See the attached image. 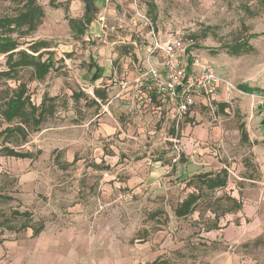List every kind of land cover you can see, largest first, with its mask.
Instances as JSON below:
<instances>
[{"label": "rangeland", "instance_id": "rangeland-1", "mask_svg": "<svg viewBox=\"0 0 264 264\" xmlns=\"http://www.w3.org/2000/svg\"><path fill=\"white\" fill-rule=\"evenodd\" d=\"M26 2L0 0V20L18 17ZM36 6L35 30L1 29L15 52L52 56L54 66L44 79L28 66L0 82V150L32 158L0 154V264H23L40 244L56 264H264V106L237 93L226 103L220 93L192 109L197 118L178 121L148 103L141 84L155 33L163 43L195 39L196 55L219 75L264 92V0H100L81 36L69 21L84 17L83 0ZM34 43L46 46L33 53ZM91 58L103 69L95 84ZM20 87L48 111L39 127L4 120ZM221 171L225 188L197 180ZM198 192L194 211L178 218L179 204ZM41 227L39 241L26 235Z\"/></svg>", "mask_w": 264, "mask_h": 264}, {"label": "built area", "instance_id": "built-area-1", "mask_svg": "<svg viewBox=\"0 0 264 264\" xmlns=\"http://www.w3.org/2000/svg\"><path fill=\"white\" fill-rule=\"evenodd\" d=\"M152 34L153 45L148 52L144 77L155 96L172 106L173 116L182 119L197 105V101L212 102L220 93L227 97L226 103H230L233 94L237 93L257 96L259 104L264 106V92L242 90L219 75L213 64L200 59L195 52V39L172 36L163 43L155 33ZM156 54L161 59L160 66L152 61Z\"/></svg>", "mask_w": 264, "mask_h": 264}, {"label": "trees", "instance_id": "trees-1", "mask_svg": "<svg viewBox=\"0 0 264 264\" xmlns=\"http://www.w3.org/2000/svg\"><path fill=\"white\" fill-rule=\"evenodd\" d=\"M26 4L24 5L25 12L20 14L18 17L14 18H5L0 20V53L7 54L8 57V70L0 72V82L3 79L10 78L16 72L18 68L22 67H34L35 74L39 79H44L48 72L54 66L51 57L46 61H42V56L39 55L40 59H36L35 57L27 54L24 51L15 52L19 45L16 41L5 38L1 29H4V26H16L23 27L28 26L30 31L35 30L36 26L39 24L41 20L42 12L37 9L36 2L37 0H26ZM78 20V19H77ZM94 21L93 16H90L88 13H85L82 19L79 21L70 20L71 27L77 31L78 36L84 35L86 29L92 24ZM9 29V28H8ZM38 48H36V46ZM44 43L41 44H33L31 47L33 48V52L36 53L39 50V47L44 46ZM243 45V44H241ZM46 46V45H45ZM241 48V46L239 47ZM238 48V49H239ZM19 56V59H18ZM95 70V75L93 77L94 80L100 79L103 73L102 68H100L97 64H93L90 67ZM20 92L14 94L9 100H7L4 104L5 109L3 111L4 120L8 123H13L14 121H25L32 122L36 127H39L42 122L45 120V115L47 114V110H45L44 103H42V107L37 108L31 103V99L27 96V90L25 87H20ZM242 90L251 93L258 92L251 88H242ZM100 97H103L100 92L97 93ZM226 107L225 104H223ZM30 115V116H29ZM30 118V121H28ZM24 122V123H25ZM264 125V120L262 122ZM12 132L11 129H6V131ZM243 137L248 141L247 130L243 127L242 129ZM0 154L3 153L5 156L13 157L17 159H32L29 153H19L10 148H2L0 150ZM227 172L221 171L219 174H203L198 175L197 180L210 191H214L220 188H225L227 185ZM200 198V193H191L188 197L179 204L176 208L175 214L178 218H185L189 216L198 203ZM19 215V213H17ZM26 226H23V229H26ZM41 229L34 230V235H38Z\"/></svg>", "mask_w": 264, "mask_h": 264}, {"label": "crops", "instance_id": "crops-1", "mask_svg": "<svg viewBox=\"0 0 264 264\" xmlns=\"http://www.w3.org/2000/svg\"><path fill=\"white\" fill-rule=\"evenodd\" d=\"M68 10V9H67ZM67 12V11H66ZM68 16V15H67ZM35 44V43H34ZM33 45V44H32ZM152 45H153V42H151V46L149 47V49H148V51L147 52H149L150 51V49H151V47H152ZM34 53V52H33ZM33 55V54H32ZM39 56V55H38ZM49 56V55H48ZM144 57H145V55H144ZM49 58V57H48ZM47 60V59H46ZM45 60V61H46ZM92 61H94L92 58H91V63H89V65H92ZM153 63L155 64V65H158V66H160V64H161V59H160V57H159V55L158 54H156L155 55V57L153 58ZM94 64V63H93ZM143 69H144V71H143V69H141L142 70V85L143 84H145V86H146V91H147V94H146V99H147V101H148V103H150V104H154V105H156V107H158L161 111H167L168 112V114L169 115H172V117L175 119V116H173V112H172V106L170 105V104H164V103H162L156 96H155V94L150 90V88H149V83H148V80L144 77V72L146 71V68H147V62H146V60L143 62ZM53 68V67H52ZM101 68V67H100ZM103 70V69H102ZM90 71L92 72V71H94L95 72V70L94 69H91L90 68ZM49 73V72H48ZM94 75H95V73L93 74V77H94ZM102 76H103V73H102ZM102 76H101V78L100 79H97V80H94L93 79V77H92V79H91V81H92V83L93 84H95V83H97L99 80H101L102 79ZM240 87H242V88H247V87H249V86H246V85H241ZM98 92H100L101 94H102V96L103 97H100L97 93ZM94 94H95V97H96V99H97V101L98 100H102V101H104L105 100V98H106V93H105V91L104 90H101V89H99V88H95V90H94ZM45 100L47 101V100H49V98L48 97H46L45 98ZM217 100V99H216ZM215 101V100H214ZM214 101H212V102H209V101H206V100H200V101H197L198 103H197V105L198 104H201V105H203L204 107H210L211 106V104L214 102ZM33 104V103H32ZM34 105V104H33ZM42 105V104H41ZM40 105V106H41ZM35 106V105H34ZM218 107H220V109L222 110V111H224L225 109H226V107H224L223 106V104H218ZM37 108H40V107H37ZM189 115V117H191V118H197L198 117V113L197 112H192V110L185 116V117H187ZM196 116V117H195ZM184 117V118H185ZM183 119V118H182ZM179 120H181V119H179L178 118V121ZM18 121V120H17ZM243 127L245 128V130H246V127L245 126H241V134H242V138L245 140V138L243 137V133H242V129H243ZM190 128L191 127H187L186 128V131L187 132H189V130H190ZM195 130H197V129H195ZM248 134V133H247ZM249 137V136H248ZM248 140H249V138H248ZM245 141H247V140H245ZM219 174V173H218ZM215 175V174H214ZM227 178H228V176H227ZM201 184V183H200ZM204 186V185H203ZM227 186V185H226ZM225 186V187H226ZM206 187V186H205ZM221 189V188H220ZM215 191V190H214ZM39 229H41V231H40V233L38 234V235H34V231H32V235H29V231L31 230V228H29L28 229V232H26V235L27 236H31V237H34L35 239L34 240H40L42 237H43V234H44V228L43 227H41V228H39ZM75 238H77V237H75ZM2 244H4V243H2ZM42 248H43V245H38V247L37 248H35L34 250H35V252H30L29 254H27L26 253V255H25V257H22V256H20V253L19 252H16V254L17 255H19L20 257H22L24 260H23V264H56V259L53 261V258L52 257H50V256H43L42 254H41V250H42ZM46 251H48V250H46ZM49 252V251H48ZM40 255H42V258L41 257H39ZM33 257H34V259H33ZM38 258L40 259V261L38 260ZM34 260V261H33Z\"/></svg>", "mask_w": 264, "mask_h": 264}, {"label": "water", "instance_id": "water-1", "mask_svg": "<svg viewBox=\"0 0 264 264\" xmlns=\"http://www.w3.org/2000/svg\"><path fill=\"white\" fill-rule=\"evenodd\" d=\"M100 0H83L85 4L86 13L90 16L95 15V3Z\"/></svg>", "mask_w": 264, "mask_h": 264}]
</instances>
